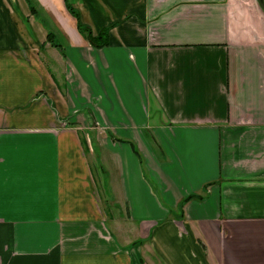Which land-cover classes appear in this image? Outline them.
Listing matches in <instances>:
<instances>
[{"label":"crops","instance_id":"0c3cea01","mask_svg":"<svg viewBox=\"0 0 264 264\" xmlns=\"http://www.w3.org/2000/svg\"><path fill=\"white\" fill-rule=\"evenodd\" d=\"M0 264H264V0H0Z\"/></svg>","mask_w":264,"mask_h":264},{"label":"trees","instance_id":"16d2710c","mask_svg":"<svg viewBox=\"0 0 264 264\" xmlns=\"http://www.w3.org/2000/svg\"><path fill=\"white\" fill-rule=\"evenodd\" d=\"M28 3L30 5L31 11L34 12L35 11V8H34L35 6L33 4L34 2L28 1ZM68 10L70 11V13L73 16L76 17V14H75V12L72 9H70L68 7ZM77 29H78L79 33L83 36V38L86 39L91 45H93V46L97 45L96 44V39L92 37L91 32H90V30L88 28L78 24L77 25ZM101 36L105 37V45H106L107 44V31L103 32V34Z\"/></svg>","mask_w":264,"mask_h":264}]
</instances>
